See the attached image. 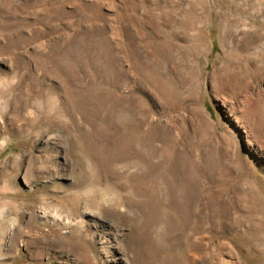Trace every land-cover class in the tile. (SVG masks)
<instances>
[{
	"label": "rangeland",
	"instance_id": "obj_1",
	"mask_svg": "<svg viewBox=\"0 0 264 264\" xmlns=\"http://www.w3.org/2000/svg\"><path fill=\"white\" fill-rule=\"evenodd\" d=\"M114 256L264 264V0H0V264Z\"/></svg>",
	"mask_w": 264,
	"mask_h": 264
},
{
	"label": "bare ground",
	"instance_id": "obj_2",
	"mask_svg": "<svg viewBox=\"0 0 264 264\" xmlns=\"http://www.w3.org/2000/svg\"><path fill=\"white\" fill-rule=\"evenodd\" d=\"M83 156V155H82ZM141 157V156H140ZM139 158V157H138ZM143 162V161H142ZM146 165V164H145ZM73 206H74V204H73ZM74 209H76V205H75V207H74ZM46 214L45 213H42L41 214V217H43V218H46ZM69 223H71V222H69ZM115 236V235H114ZM114 238H112L111 240H113ZM114 241V240H113ZM108 245H109V247L114 251V252H116V253H119V250H118V248L115 246V244H112V241H110V242H108ZM153 254V253H152ZM115 258H114V263L115 264H119V263H121V261L123 260L121 257H116V256H114ZM157 260V259H156Z\"/></svg>",
	"mask_w": 264,
	"mask_h": 264
}]
</instances>
